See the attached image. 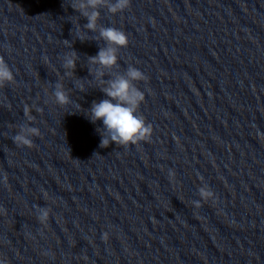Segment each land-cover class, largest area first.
I'll list each match as a JSON object with an SVG mask.
<instances>
[{"label":"clouds","instance_id":"1","mask_svg":"<svg viewBox=\"0 0 264 264\" xmlns=\"http://www.w3.org/2000/svg\"><path fill=\"white\" fill-rule=\"evenodd\" d=\"M71 8L86 18L87 23L84 28L96 31L98 20L100 18L101 7H106L108 12L115 15L123 12L130 6V0H72ZM99 38L105 41L106 46L101 48L97 55L88 58L90 65L99 66L96 74L103 76L101 69H113L118 67V53L121 48L128 45L126 33L116 27H100ZM78 55L75 51L65 53L62 57V67L65 69V75L71 76L76 69ZM93 71L89 68V72ZM145 74L134 66H129L123 74H117L112 79L105 82L101 91L106 98L99 102L93 101L91 107L85 113L86 117L92 123L102 121V128L97 131L101 135L100 146L108 147L110 144L128 147L136 145L138 142L151 138L153 128L150 123H146L142 115H138V109L145 100V94L137 87V82L146 80ZM15 82L14 73L3 56H0V88ZM81 89L83 85H80ZM55 103L67 105L70 98L66 93L63 84L56 82L54 92H52ZM27 111V109H26ZM39 129L27 124L19 125L17 134L12 137L14 144L20 147H32V137L39 136ZM264 139V134H261ZM7 175L4 176V184H7ZM201 200L207 202L214 199V193L207 185L199 188ZM196 209L202 204L200 200L192 202ZM5 210L0 208V212ZM51 208L37 207V219L42 225H46ZM109 237L107 232L102 234V239ZM0 264H9L6 258L0 259Z\"/></svg>","mask_w":264,"mask_h":264}]
</instances>
